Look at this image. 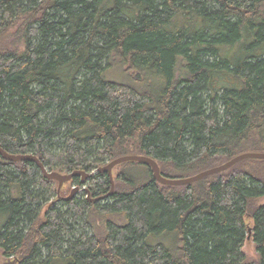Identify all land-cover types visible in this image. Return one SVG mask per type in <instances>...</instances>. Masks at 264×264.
<instances>
[{
    "label": "trees",
    "instance_id": "trees-1",
    "mask_svg": "<svg viewBox=\"0 0 264 264\" xmlns=\"http://www.w3.org/2000/svg\"><path fill=\"white\" fill-rule=\"evenodd\" d=\"M0 148L48 172H94L90 199L109 193L95 171L119 157L184 179L264 153V0H0ZM111 175L105 204L63 201L34 163L0 157L3 256L264 264V160L181 186L137 162ZM45 194L55 203L43 212Z\"/></svg>",
    "mask_w": 264,
    "mask_h": 264
},
{
    "label": "water",
    "instance_id": "water-1",
    "mask_svg": "<svg viewBox=\"0 0 264 264\" xmlns=\"http://www.w3.org/2000/svg\"><path fill=\"white\" fill-rule=\"evenodd\" d=\"M0 156L10 162H19V161H28L31 163H34L36 167L39 169L40 173L45 179L48 180H54L57 182V195L58 198L63 201H68L74 197V194L78 191H80L79 186H81L82 191L87 194V199L91 203L100 202L108 197H110L113 193V181H112V175L111 171L112 169L121 163L125 162H137L146 164L150 167V170L152 172L153 178L156 182H158L161 185L164 186H181V185H187L191 184L193 182L199 181L205 177H208L210 175L218 174L220 172L226 171L235 164H237L240 161L247 160V159H256V160H264V153H257V152H248V153H242L240 155L235 156L234 158L230 159L229 161L225 162L222 165L213 167L211 169L202 171L194 176L184 178V179H169L165 178L160 174L158 165L156 162L148 157L139 156V155H127L123 157H119L117 159H114L110 162H108L103 167L98 168L95 172L96 173H102L105 172L108 175L109 181H110V191L107 195H104L102 197H97L94 199H89V193L85 188V184L89 179H91L94 176V172L86 173L84 171H73L68 174H59L56 172H48L47 169L40 163V161L37 159V157L27 154V155H10L6 153L4 150L0 148ZM74 178H79V186L74 187L73 190L70 192V195L61 198L59 196L60 188L63 186L64 183L70 182Z\"/></svg>",
    "mask_w": 264,
    "mask_h": 264
},
{
    "label": "rangeland",
    "instance_id": "rangeland-1",
    "mask_svg": "<svg viewBox=\"0 0 264 264\" xmlns=\"http://www.w3.org/2000/svg\"><path fill=\"white\" fill-rule=\"evenodd\" d=\"M55 182V181H54ZM57 184V182H55ZM86 186H88V183L85 184V188ZM74 187H77L75 185H73V183L71 184H66L65 186L63 185L60 188V193L59 196H62V198L65 196H69L70 192L73 190ZM80 191L76 192L74 194V197L77 199L83 198V191H82V187L79 186ZM62 189V190H61ZM114 190V189H113ZM57 191V189H56ZM57 193V192H56ZM45 201L46 203L43 205L44 207L42 208V211L44 212L46 209H48L50 206H53V204L55 203V196L54 195H48L45 194ZM58 197V195H57ZM87 197V196H86ZM89 197V196H88ZM102 202V201H100ZM259 203L264 205V197H262L261 199H259ZM101 204H105L104 202H102ZM57 206H61V204L57 205ZM3 220L0 221V224ZM247 221V225L251 226V220L249 218L246 219ZM242 252L244 253V255L250 260V261H255L257 259V254H256V250H255V246H254V242L251 236L250 232H247L245 235V239H244V243H243V247H242ZM0 264H16L15 260L12 258H5L3 256V252L0 250Z\"/></svg>",
    "mask_w": 264,
    "mask_h": 264
},
{
    "label": "bare ground",
    "instance_id": "bare-ground-1",
    "mask_svg": "<svg viewBox=\"0 0 264 264\" xmlns=\"http://www.w3.org/2000/svg\"><path fill=\"white\" fill-rule=\"evenodd\" d=\"M1 157V156H0ZM90 199V198H89Z\"/></svg>",
    "mask_w": 264,
    "mask_h": 264
}]
</instances>
